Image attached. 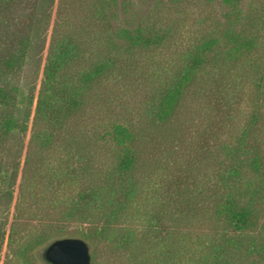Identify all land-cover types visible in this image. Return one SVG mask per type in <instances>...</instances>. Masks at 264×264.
<instances>
[{"label":"rangeland","instance_id":"374dc122","mask_svg":"<svg viewBox=\"0 0 264 264\" xmlns=\"http://www.w3.org/2000/svg\"><path fill=\"white\" fill-rule=\"evenodd\" d=\"M9 2L0 0V63L23 39L29 50L16 70L0 65V86L14 97L0 105V124L11 116L22 124L0 132V264H45L40 253L66 238L89 245L91 264H215L222 235L238 236L219 215L221 202L252 180L247 130L264 152V0ZM138 28L165 39L134 47L121 31ZM229 35L255 46L227 58ZM66 36L81 47L68 81L101 62L110 69L60 129H34L50 47ZM208 40L216 44L207 63L173 117L159 121L161 95ZM115 126L130 131L127 145L110 136ZM127 147L137 160L121 178ZM260 207L247 232L257 250L234 251L236 264H264Z\"/></svg>","mask_w":264,"mask_h":264},{"label":"trees","instance_id":"16d2710c","mask_svg":"<svg viewBox=\"0 0 264 264\" xmlns=\"http://www.w3.org/2000/svg\"><path fill=\"white\" fill-rule=\"evenodd\" d=\"M8 1L11 2V0ZM121 33L134 47L158 45L165 39L162 34H149L141 28L135 29L133 32L123 30ZM229 38L233 46L226 52L225 57L227 58L236 59L237 56L252 50L255 46V39L253 38H242L240 35H229ZM215 44V40H208L198 46L192 53L185 69L163 92L156 108V118L159 121L165 122L173 117L185 92L194 83L198 73L207 63V53L212 50ZM80 48L79 41L73 36H66L51 45L35 109L34 129L43 122L48 123L55 130L60 129L65 121L83 105L92 84L109 71L111 62H101L81 74L76 84L68 81L65 70L70 63L78 59L81 54ZM28 50L29 40L23 39L17 54H8L1 59L2 69L13 71L19 68L26 60ZM13 102L14 97L11 92L0 86V105L9 106ZM30 104L32 105V103ZM21 125L15 117H6L0 124L1 136L8 137ZM35 133L36 130L34 135ZM251 135V131L247 130L241 142L245 154L250 156L247 167L252 180L247 182L243 189L234 188L235 185H233L231 192L222 200L219 207V215L224 218L227 227L237 233L238 236L222 235L220 243L216 246L215 264H236L232 256L234 251L246 254L250 247H252L251 250H257L256 241L251 239L247 232L255 229L261 210L260 206L264 202V152L257 145L250 144ZM110 136L119 145H127L132 139L130 131L123 126H115L110 132ZM51 139V134L45 135L46 142H50ZM136 160V153L127 147L116 166V172L121 178H126L132 172Z\"/></svg>","mask_w":264,"mask_h":264},{"label":"water","instance_id":"95a60500","mask_svg":"<svg viewBox=\"0 0 264 264\" xmlns=\"http://www.w3.org/2000/svg\"><path fill=\"white\" fill-rule=\"evenodd\" d=\"M45 264H91L89 245L81 239H59L52 242L41 253Z\"/></svg>","mask_w":264,"mask_h":264}]
</instances>
